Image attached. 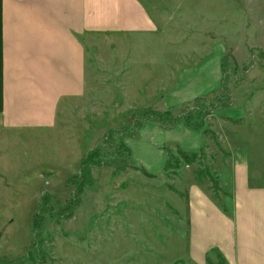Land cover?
Returning <instances> with one entry per match:
<instances>
[{
  "label": "rangeland",
  "instance_id": "rangeland-1",
  "mask_svg": "<svg viewBox=\"0 0 264 264\" xmlns=\"http://www.w3.org/2000/svg\"><path fill=\"white\" fill-rule=\"evenodd\" d=\"M139 1L154 32L87 35L84 92L61 102L52 126L0 139V263L189 264V185L201 183L231 211L223 185L234 153L250 148L264 166V0ZM192 93L209 104L189 123L193 101L176 104ZM219 102L227 106L214 108ZM167 109L178 118L172 127L144 121ZM191 123L205 134L196 153L182 151L203 135L184 127ZM122 141L127 159L115 154ZM94 149L119 167L108 159L88 167L76 189L68 180ZM30 249L41 252L23 261ZM209 254L208 264H227Z\"/></svg>",
  "mask_w": 264,
  "mask_h": 264
},
{
  "label": "crops",
  "instance_id": "crops-1",
  "mask_svg": "<svg viewBox=\"0 0 264 264\" xmlns=\"http://www.w3.org/2000/svg\"><path fill=\"white\" fill-rule=\"evenodd\" d=\"M154 30L139 0H0V139L52 126L61 102L84 92L87 35ZM203 95L187 94L176 105ZM204 140L203 131L198 148L182 151L199 152ZM254 157L250 148L232 157L223 185L233 196L230 212L201 183L189 185V264H208L214 250L227 264H264V166Z\"/></svg>",
  "mask_w": 264,
  "mask_h": 264
},
{
  "label": "trees",
  "instance_id": "trees-1",
  "mask_svg": "<svg viewBox=\"0 0 264 264\" xmlns=\"http://www.w3.org/2000/svg\"><path fill=\"white\" fill-rule=\"evenodd\" d=\"M222 86H223V90L219 95L223 96V97H227L228 95L226 94L227 92L225 91L226 90L225 89V86H226L225 80H223ZM206 103L209 104V102L207 100H205L204 98H202V97L196 98L193 101V105H194L193 106V112H191V111L187 112L186 113L187 119L185 118V120L190 123L191 119H193L192 116L194 114H197V117H200V115L202 114L201 112H203L204 107H206V105H205ZM213 106H214V108H221V107H226L227 105L225 104V102H219ZM150 112H151L150 116L148 115L144 121H155L158 125H160L161 127H164V128L172 127L178 120V118L173 115L172 109H167L165 111L151 110ZM142 126H143V121H139L136 123L133 130H131L130 132L138 131L142 128ZM191 126L198 128L196 125H194L192 123H191ZM115 151H116L115 154H118L119 156L121 154H124L125 159L131 157V149L123 141L118 143L117 145H115ZM184 156L188 157L186 154H184ZM104 159H108L109 162H111L116 167H119V163L121 162L120 159H117L116 157L114 158L113 154H106L104 152H101V150H99V149L91 150L87 153L86 157H84L82 160L81 175L80 174L72 175L68 180V184H71V185L75 186L76 189L80 190L84 184V182H83L84 175L83 174L86 173L85 170L91 166L104 165V162H103ZM169 167H170V162L168 161L165 165V168L168 169ZM136 168L139 170H142L145 174H148L150 176L154 175L145 169H141L139 167H136ZM69 206H71L72 208L74 206H76L74 199L71 202H69ZM223 208L226 212H230L229 209L225 207V205H223ZM45 214H44V211L43 212L41 211V213L38 212V213L34 214L33 225H34V228L36 231H38L37 229L40 227V225H42V221L45 219ZM37 252H41V251L40 250L34 251V249H30L28 251V253L26 254V257L22 258V260L24 261V260L33 259L34 257L37 256ZM219 254H220V256H222L221 253H219ZM0 264H2V263H0ZM8 264H10V263H8Z\"/></svg>",
  "mask_w": 264,
  "mask_h": 264
}]
</instances>
